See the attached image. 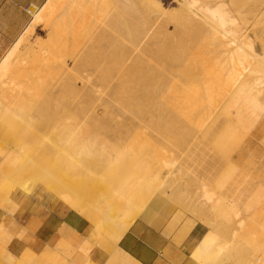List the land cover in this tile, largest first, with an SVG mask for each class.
<instances>
[{
	"label": "bare ground",
	"instance_id": "6f19581e",
	"mask_svg": "<svg viewBox=\"0 0 264 264\" xmlns=\"http://www.w3.org/2000/svg\"><path fill=\"white\" fill-rule=\"evenodd\" d=\"M175 2L177 10L169 12L152 0H106L101 7L107 16V11H111V17H102L103 26L88 32L85 27L89 19L73 9L71 0H48L36 8L29 27L2 60L0 94L16 101L22 95L21 83L29 86L28 80L44 81L46 92L50 91L47 104L54 111L61 104L65 106L64 111L49 118L63 128L57 146L71 153L75 161L89 153V144L104 142L112 133L117 137L106 127L111 124L124 128L129 114L133 125L134 120H139V125L137 121L134 125L138 129L130 127V122L134 133L124 129L144 141L149 140V133L143 138L139 131L144 127L140 124L158 130V135L165 128L169 136L166 138L173 143L185 144L193 137L188 133L181 137L177 132L181 127L200 130L205 140L214 139L216 144L214 155L210 151L204 153L203 172L207 178L225 174L219 188L225 184L237 188L241 171L235 164L264 158V32L252 39L247 30L239 28L233 13L241 16V4L230 5L226 0ZM241 2L253 4L252 16L264 15V0ZM40 24L50 32L48 41L29 44V36ZM156 33L163 38L155 40ZM92 68L104 76L87 84L85 74ZM109 109L114 113H108ZM130 138L131 135L126 140ZM105 147L98 148V158ZM12 152L6 156L4 166L1 164V178L8 172H19L17 160L22 154ZM230 164L235 166L226 171ZM77 165L81 166L76 161L78 169ZM257 177L264 180V170ZM255 188L258 194L254 201L258 203L263 194ZM242 205L238 197L230 207L237 209ZM110 210L102 216L106 219L102 225L111 217ZM259 251L258 259L264 264V247Z\"/></svg>",
	"mask_w": 264,
	"mask_h": 264
},
{
	"label": "rangeland",
	"instance_id": "374dc122",
	"mask_svg": "<svg viewBox=\"0 0 264 264\" xmlns=\"http://www.w3.org/2000/svg\"><path fill=\"white\" fill-rule=\"evenodd\" d=\"M82 1L71 0L73 9L80 12L85 19H89L85 27L88 32L97 30L103 18L108 20L111 17L112 12L107 11L109 13L107 16L101 7L106 0H84L85 6ZM152 1L161 3L169 12L177 10L175 0ZM226 1L234 6L241 4L239 6L243 9L240 10L241 13L239 12L241 16L237 15L235 9L233 15L239 21L237 22L239 28L247 30L248 36L255 39L264 32V15L257 18L252 16L250 9L253 4L241 2L244 0ZM35 11L36 9H32L33 13ZM33 17L34 14L31 22ZM240 20L244 23L241 24ZM259 20L263 24L259 23ZM49 33L48 28L40 24L29 36L28 43L34 45L47 42ZM153 36L156 37L155 40L163 38L160 33ZM6 54L0 60V64ZM67 61L71 64L69 57ZM99 69L88 70L84 82L98 81L99 76H104ZM114 76L110 77L114 79ZM20 82L25 80L17 81ZM28 82L29 86L21 83L22 95L17 97V102L15 99L3 98L0 94V105L3 106L0 109L2 165L12 151L22 154L17 160L19 172L17 174L8 172L5 178L0 177V208L16 209L12 199L17 193L39 201L51 199L60 202L63 208L78 212L90 222L92 230L88 238L81 239L73 230L63 227L58 253L51 257L49 262L32 252H27L23 258L7 262L4 259L5 248L0 245V264H136L118 247V244L140 218L153 226H165L170 234L178 233L186 238L184 248L189 254H193L192 258L196 264H262L258 257L259 250L264 247V180L258 178L257 174L264 170V158L237 162L235 165L241 171L237 188L230 184L219 188L225 174L207 178L203 172L204 153L206 151H210L212 155L216 153L214 139L205 140L200 130L186 126L179 128L177 132L181 137L187 133L193 135L191 140L185 144L173 143L167 139L169 136L165 133L168 132L165 128L163 131L160 130L161 136L156 134L158 130L154 131L153 128L140 124L142 128L144 127L139 131L143 138L147 132L149 133V140L146 136L144 141L133 134V131L138 129L139 120H136L137 124L133 119L134 125L137 124L134 126L131 114L129 117L128 113H125L128 120L125 121L124 128L131 130L130 127L133 126L135 129L131 130L133 133H127L123 127L119 129L108 125L112 128L106 127L107 131L117 135L115 137L112 133L117 142L111 134L112 140L110 135L109 139L107 138L109 143L107 139L98 144L93 141L94 143L87 146L89 153L82 154L80 160L76 158L77 164L82 166L77 165V169L71 153L68 154L57 146L63 128L55 120L49 119L55 113L60 114L62 110L64 111L65 106L61 104L62 108L60 106L54 111L55 108L47 104L50 91L46 92L45 82L37 80ZM24 84L26 88L23 87ZM38 84L39 87L36 86ZM81 84L80 82V86ZM23 93L27 94L28 101ZM113 111L109 109L108 113ZM81 126L85 128L84 125ZM129 135L130 140H126ZM102 146H106L105 150L101 151L102 153L105 151V154L98 158V148ZM109 147H113L114 150L111 151ZM90 152H93L91 153L93 157ZM96 152L98 153L95 155ZM235 165H227L226 171ZM23 167H28L29 170L25 171ZM169 171L172 172L168 174ZM254 188L263 194L262 200L258 203L254 201L258 194L254 192ZM238 197L243 201V205L237 209L231 208V203ZM109 208L111 217L108 218L107 226L102 225V221H106L102 216ZM194 234L203 237L200 243V238L193 239ZM67 255L68 259H64ZM79 255L81 260L76 263L75 257ZM103 256L108 258H102Z\"/></svg>",
	"mask_w": 264,
	"mask_h": 264
},
{
	"label": "crops",
	"instance_id": "0c3cea01",
	"mask_svg": "<svg viewBox=\"0 0 264 264\" xmlns=\"http://www.w3.org/2000/svg\"><path fill=\"white\" fill-rule=\"evenodd\" d=\"M47 1L0 0V60L29 27L32 17L29 8H40ZM1 164L0 159V167ZM12 201L16 209L0 208V245L5 248L3 252L7 262L10 258H23L27 252L49 262L58 253L63 227L70 228L81 239L88 238L92 230L89 221L77 212L63 208L58 201H39L22 193L15 194ZM192 237L200 238L197 234ZM185 242L186 238L181 234H170L165 226H153L140 218L125 233L118 247L136 264H196L193 254L185 250ZM80 258V255L75 257L76 263Z\"/></svg>",
	"mask_w": 264,
	"mask_h": 264
},
{
	"label": "built area",
	"instance_id": "2783aa9c",
	"mask_svg": "<svg viewBox=\"0 0 264 264\" xmlns=\"http://www.w3.org/2000/svg\"><path fill=\"white\" fill-rule=\"evenodd\" d=\"M32 9H36V7H31V8H29L28 12H29V14H31V16H32V14H33Z\"/></svg>",
	"mask_w": 264,
	"mask_h": 264
}]
</instances>
